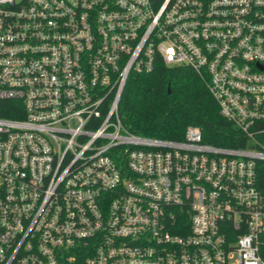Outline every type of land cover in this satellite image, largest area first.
I'll use <instances>...</instances> for the list:
<instances>
[{
	"label": "built area",
	"instance_id": "built-area-1",
	"mask_svg": "<svg viewBox=\"0 0 264 264\" xmlns=\"http://www.w3.org/2000/svg\"><path fill=\"white\" fill-rule=\"evenodd\" d=\"M158 61L251 146L127 129ZM261 160L264 0H0V264H264Z\"/></svg>",
	"mask_w": 264,
	"mask_h": 264
},
{
	"label": "trees",
	"instance_id": "trees-1",
	"mask_svg": "<svg viewBox=\"0 0 264 264\" xmlns=\"http://www.w3.org/2000/svg\"><path fill=\"white\" fill-rule=\"evenodd\" d=\"M119 111L125 127L139 135L182 140L186 128L196 125L205 143L224 148L251 146L249 138L220 114L207 83L192 68L158 61L150 72H132ZM3 115L16 117L8 112ZM257 168L258 185L264 191L263 160Z\"/></svg>",
	"mask_w": 264,
	"mask_h": 264
},
{
	"label": "water",
	"instance_id": "water-1",
	"mask_svg": "<svg viewBox=\"0 0 264 264\" xmlns=\"http://www.w3.org/2000/svg\"><path fill=\"white\" fill-rule=\"evenodd\" d=\"M169 92H170V88H169Z\"/></svg>",
	"mask_w": 264,
	"mask_h": 264
}]
</instances>
